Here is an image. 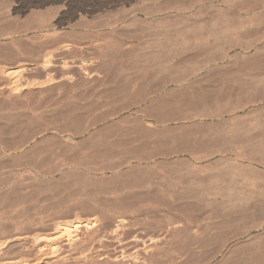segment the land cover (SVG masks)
Masks as SVG:
<instances>
[{
    "label": "rangeland",
    "instance_id": "rangeland-1",
    "mask_svg": "<svg viewBox=\"0 0 264 264\" xmlns=\"http://www.w3.org/2000/svg\"><path fill=\"white\" fill-rule=\"evenodd\" d=\"M187 2L0 0V243H4L0 264L20 263L23 258L32 261L37 249L44 247L43 239L54 236L61 226L77 219L94 221L97 228L81 234L83 245L80 242L72 247V243L67 245L65 249L70 247V254L65 250L54 257L45 256L40 264H82V258L84 264H105L106 259L94 256L99 254H94L97 247L111 246L108 234L117 217L128 218L134 210L138 213L135 211L137 214L129 219L123 231L126 241L134 239L133 242L141 244L147 238L163 247L187 227L192 234L203 237L199 239L201 243L207 238L196 251L206 253L208 264H264V220L234 228L208 224L206 219L219 211L214 203L226 202L227 194L187 197L190 204L198 199H204V204L200 209L184 212L186 215L174 210H154V214L146 208L150 200L191 189L186 176L195 168L190 171L188 157L168 155L180 143L158 141L150 134L151 126L126 120V114L100 123L85 138L71 139L74 132L98 122L102 114L122 108L123 99L135 95L138 81L109 77L110 72L122 71L126 78H131L134 73L131 65L142 63L149 51L147 37L132 25V16L147 14L154 19V25L170 20L173 23L179 12L187 8ZM216 12L202 7L193 13L209 16ZM254 26L257 27L256 23ZM49 54L52 59L45 65L43 59ZM18 68L23 70L19 76H7ZM202 74L203 70L198 76ZM11 90L14 94H10ZM91 101L98 102L99 108L85 110ZM186 118L160 129L179 133L182 128L209 123L198 117ZM260 118L264 121V115ZM257 131H253L259 141L256 145L264 144V130ZM192 149L195 154H202L198 148ZM247 149L250 148L246 152ZM131 150L148 156L150 164L138 167L123 162ZM105 151L113 152L114 156H105ZM209 162L202 164L206 167L200 173L203 176L189 179L209 181L223 177L205 176L218 174L217 170L224 168L216 159ZM252 167L264 171V159L262 165L255 161ZM224 177L226 183L221 184L230 186L227 198L236 204L237 210L263 208V196L252 195V199L251 187L235 176H231L232 180L230 176ZM254 197L258 202L255 203ZM183 216L197 219V223L184 222ZM85 237L95 252H89ZM102 237L109 239L105 241ZM154 238L159 242H154ZM153 243H146L144 249ZM93 246L97 247L92 249ZM77 257L82 258L79 261Z\"/></svg>",
    "mask_w": 264,
    "mask_h": 264
},
{
    "label": "bare ground",
    "instance_id": "bare-ground-1",
    "mask_svg": "<svg viewBox=\"0 0 264 264\" xmlns=\"http://www.w3.org/2000/svg\"><path fill=\"white\" fill-rule=\"evenodd\" d=\"M187 3V8L179 12L181 14L177 15L178 18L173 23L170 20L154 25V19L147 14L132 16V25L138 27L147 37L146 45L149 51L143 56L142 63L136 64L134 61L135 63L131 65L134 69L131 78H126L122 71L110 72L109 77L111 79L124 78L126 82L128 80L138 81L134 97H125L122 108L102 114L98 122L94 121L89 127L71 135V139L85 138L100 123L126 114V120L151 126L150 134L158 141L168 139L181 144L169 151L168 155L188 157L189 162H187L191 164L190 171L193 168L196 171L192 170L195 173L189 172L186 177L203 176L200 173L206 167H202V164L213 159H216L217 164L224 165L222 170L219 169L220 173L217 170L218 174L205 175L214 178L215 176L223 177L217 179L212 177L213 180L209 181L205 180L206 178L204 180H198V177L194 180L188 178V187L191 188L188 192L167 195L168 198H153L154 200H150L145 205L151 212L174 210L183 215L186 211L200 209L203 207L204 199L203 201L198 199L190 204L187 197L200 198L207 193H213L211 195L214 196L220 195V197L230 194V186L221 184V181L226 183L227 179L225 180L224 176H230L229 178L235 176L240 183L251 187L253 194H250V198L253 199L252 195L256 194L264 197V171H258L252 167L255 161L262 165L264 159V144L256 145L257 134L253 133V131L264 130V121L260 118L264 115V0H188ZM202 7L217 12L209 16L193 13L196 8L202 9ZM254 23L257 27L253 28ZM50 58V54L46 55L43 63H49ZM202 70L204 74L198 76ZM22 71L18 68L8 72L7 76L17 77ZM125 84L122 87L124 91L127 89ZM10 94L14 92L11 90ZM99 105L98 102L91 101L84 109L95 110L99 108ZM138 107L143 108L137 109ZM259 114L261 115L258 116ZM255 115H257L255 119L251 118ZM185 117H198L209 120V123L188 129L182 128L179 133H172L168 128L160 129V127H168L170 123L183 121ZM247 147L250 149L246 152ZM192 148H198V152L202 151V154H195ZM105 156L113 157L114 154L105 151ZM126 158L123 162L129 165L134 163L138 167H143V165L150 164L148 156L137 155L133 150ZM187 167L189 170V165ZM227 195L224 198L226 202L223 204L219 205L218 201L214 203L218 205L216 208L219 211L206 219L208 224L234 228L255 225L258 221L264 220L263 204V206L258 204L263 207L258 210L249 207L237 210L236 204L230 201ZM256 197H254L255 203L258 202L255 200ZM246 203L251 202L246 200ZM135 211H130L128 218L126 216L117 217L115 224L112 223L114 228L108 234L112 241L108 242L111 246L105 244L97 245L98 247L93 246L92 249L98 248V250L95 249L97 252L94 254L99 253L94 256L100 257L101 260L106 259L105 264H208L209 261H206L207 258L204 256L206 253L203 254L201 250L196 251L199 248L198 245L202 246L207 238H204L201 243L199 239L203 237L192 234L187 227L180 230L163 247L147 238L141 244L133 242L134 239L128 241L127 238L126 241L123 231L129 219L138 213ZM183 217L184 222L193 223V218L190 220L186 216ZM69 224L61 226L54 236L48 235L50 238L46 236L47 238L42 240L45 242L44 247H39L40 249L37 247V252H35L37 254L32 261L23 258L20 263H17V260L15 263L40 264L43 257H54L57 253L58 255L61 252L64 253L67 245L72 243L70 244L72 247L73 243L80 242L83 232H89L97 226L96 222H89L87 219L83 221L77 219L71 225ZM204 234L203 236H206ZM108 239L104 240L108 241ZM154 239H156L154 242H159L157 238ZM90 242L85 246L90 248ZM34 243L33 245L38 244ZM146 243H153V245L146 250L144 249L147 247ZM3 244L0 243V249ZM69 248L66 250L67 254L71 252ZM82 259L80 262L84 264L85 260Z\"/></svg>",
    "mask_w": 264,
    "mask_h": 264
}]
</instances>
